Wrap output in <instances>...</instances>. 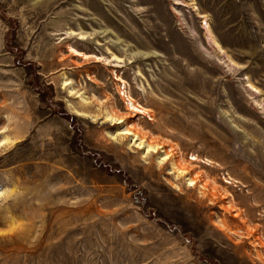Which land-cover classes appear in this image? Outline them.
<instances>
[{
  "label": "rangeland",
  "instance_id": "374dc122",
  "mask_svg": "<svg viewBox=\"0 0 264 264\" xmlns=\"http://www.w3.org/2000/svg\"><path fill=\"white\" fill-rule=\"evenodd\" d=\"M0 264H264V0H0Z\"/></svg>",
  "mask_w": 264,
  "mask_h": 264
},
{
  "label": "bare ground",
  "instance_id": "6f19581e",
  "mask_svg": "<svg viewBox=\"0 0 264 264\" xmlns=\"http://www.w3.org/2000/svg\"><path fill=\"white\" fill-rule=\"evenodd\" d=\"M127 97H128L129 100L131 101V102H130V106H132L134 109H136V106L134 105V103L132 102V99L128 96V94H127ZM137 110H141V109H138V108H137ZM141 112H144V109H142ZM122 133L127 134V133H129V132H122ZM193 159H196V158H193Z\"/></svg>",
  "mask_w": 264,
  "mask_h": 264
}]
</instances>
